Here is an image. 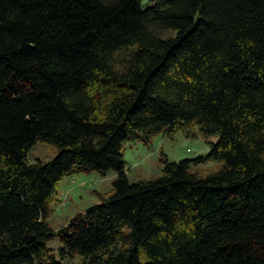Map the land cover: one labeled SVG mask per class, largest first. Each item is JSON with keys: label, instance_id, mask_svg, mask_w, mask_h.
I'll list each match as a JSON object with an SVG mask.
<instances>
[{"label": "trees", "instance_id": "obj_1", "mask_svg": "<svg viewBox=\"0 0 264 264\" xmlns=\"http://www.w3.org/2000/svg\"><path fill=\"white\" fill-rule=\"evenodd\" d=\"M144 1L0 0V264H264V0ZM196 129L205 156L128 181L126 142ZM109 171L49 227L65 176Z\"/></svg>", "mask_w": 264, "mask_h": 264}, {"label": "rangeland", "instance_id": "obj_2", "mask_svg": "<svg viewBox=\"0 0 264 264\" xmlns=\"http://www.w3.org/2000/svg\"><path fill=\"white\" fill-rule=\"evenodd\" d=\"M146 1L143 0V3ZM195 136H186L183 131H177L171 137L158 133L145 143L140 140L126 142L122 148V161L127 179L130 183L141 180L158 178L164 167V161L169 163L180 160H193L198 156H205L217 136L203 138L198 130ZM52 149V150H51ZM44 143L36 142L29 151L26 163L32 164L36 160L49 162L56 156V151ZM199 173H216L222 165L215 161L192 165ZM115 173L109 171L105 175L97 172H79L65 176L57 185L55 194L49 206L48 225L54 231L64 227L75 216L100 204V196L109 194ZM55 258L59 259L58 249L61 246L57 238L47 243ZM69 263L79 264L81 258L75 256Z\"/></svg>", "mask_w": 264, "mask_h": 264}]
</instances>
